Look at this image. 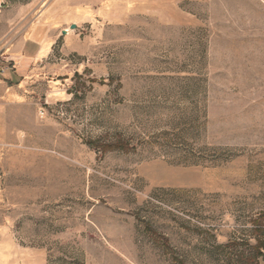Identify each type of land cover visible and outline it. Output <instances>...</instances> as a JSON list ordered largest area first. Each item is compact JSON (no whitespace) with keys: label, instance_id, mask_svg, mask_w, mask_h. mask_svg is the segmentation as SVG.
Instances as JSON below:
<instances>
[{"label":"rangeland","instance_id":"obj_1","mask_svg":"<svg viewBox=\"0 0 264 264\" xmlns=\"http://www.w3.org/2000/svg\"><path fill=\"white\" fill-rule=\"evenodd\" d=\"M88 1L0 72V264L264 262V0Z\"/></svg>","mask_w":264,"mask_h":264},{"label":"crops","instance_id":"obj_2","mask_svg":"<svg viewBox=\"0 0 264 264\" xmlns=\"http://www.w3.org/2000/svg\"><path fill=\"white\" fill-rule=\"evenodd\" d=\"M77 8L80 9L75 15L77 22L70 21L69 26L95 18L88 0L79 4L75 0H29L24 4L22 0H7L0 9V50L14 64L3 77L6 86L19 88L28 73L64 68V64L51 61L52 49L58 40L62 41L65 53L79 49L80 41L64 30L67 16L70 18Z\"/></svg>","mask_w":264,"mask_h":264},{"label":"trees","instance_id":"obj_3","mask_svg":"<svg viewBox=\"0 0 264 264\" xmlns=\"http://www.w3.org/2000/svg\"><path fill=\"white\" fill-rule=\"evenodd\" d=\"M90 145H94V147L97 149H102V151L105 150H113V149H117V150H121L124 152H128L130 150H133V146L129 145L126 142H122V141H117L114 143H110V144H98V142H94V143H90ZM164 244L167 246V242L164 241ZM253 250L255 252L254 257L257 258H261L264 261V242H258L253 246ZM257 264V263H255Z\"/></svg>","mask_w":264,"mask_h":264},{"label":"built area","instance_id":"obj_4","mask_svg":"<svg viewBox=\"0 0 264 264\" xmlns=\"http://www.w3.org/2000/svg\"><path fill=\"white\" fill-rule=\"evenodd\" d=\"M6 3H7V0H0V9L4 8V6L6 5ZM0 61H4V63H5L4 65H2L0 63L1 64L0 65V72L2 74H4L5 72L9 71L10 70V67H11L10 64L9 65L8 64L6 65V63H11L12 60H10L8 58V55L4 54L3 51L0 50Z\"/></svg>","mask_w":264,"mask_h":264},{"label":"water","instance_id":"obj_5","mask_svg":"<svg viewBox=\"0 0 264 264\" xmlns=\"http://www.w3.org/2000/svg\"><path fill=\"white\" fill-rule=\"evenodd\" d=\"M70 28H71V29H74V28H76V25H75V24H71V25H70ZM63 33H65V31H63Z\"/></svg>","mask_w":264,"mask_h":264},{"label":"bare ground","instance_id":"obj_6","mask_svg":"<svg viewBox=\"0 0 264 264\" xmlns=\"http://www.w3.org/2000/svg\"><path fill=\"white\" fill-rule=\"evenodd\" d=\"M64 31V30H63ZM69 32V31H68ZM68 34V33H67Z\"/></svg>","mask_w":264,"mask_h":264}]
</instances>
